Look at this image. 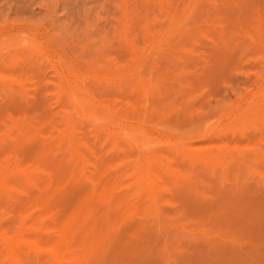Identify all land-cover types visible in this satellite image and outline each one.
<instances>
[{
  "label": "rangeland",
  "instance_id": "obj_1",
  "mask_svg": "<svg viewBox=\"0 0 264 264\" xmlns=\"http://www.w3.org/2000/svg\"><path fill=\"white\" fill-rule=\"evenodd\" d=\"M72 210L41 264H264V0H0V264Z\"/></svg>",
  "mask_w": 264,
  "mask_h": 264
},
{
  "label": "bare ground",
  "instance_id": "obj_2",
  "mask_svg": "<svg viewBox=\"0 0 264 264\" xmlns=\"http://www.w3.org/2000/svg\"><path fill=\"white\" fill-rule=\"evenodd\" d=\"M99 108H101L102 109V111H104L103 109H105V107H99ZM106 109H108V108H106ZM110 110H107V112H105L104 114H106V113H110L111 114V111L109 112ZM103 113V112H102ZM112 115V114H111ZM110 116V115H109ZM106 117V116H105ZM121 117V116H120ZM107 118V117H106ZM95 119V118H94ZM123 119H124V117H123ZM122 119V120H123ZM99 120V119H98ZM93 121V120H92ZM95 121H96V119H95ZM109 121V120H108ZM99 122V121H98ZM105 122V121H104ZM110 122V121H109ZM117 122V121H116ZM119 122V121H118ZM97 123V122H96ZM99 123H101V122H99ZM113 123V120L111 121V124ZM114 123H115V121H114ZM114 123L112 124V125H114ZM124 124V123H123ZM98 125V124H97ZM118 125V124H117ZM99 126V128H101L100 126H101V124L100 125H98ZM97 126V127H98ZM103 126V125H102ZM122 126V125H121ZM120 126V127H121ZM96 127V128H97ZM108 127V126H107ZM114 127V126H113ZM119 127V128H120ZM124 127V126H123ZM98 128V129H99ZM118 128V127H117ZM122 128V127H121ZM102 129V128H101ZM104 129V128H103ZM102 129V130H103ZM114 129H115V127H114ZM123 129V128H122ZM100 130V129H99ZM107 130H110L109 128H107ZM114 130H112L111 132H113ZM116 131V130H115ZM108 132V131H107ZM119 132H121L120 130H119ZM109 133H110V131H109ZM115 132H113L112 134H114ZM208 134H210V133H207L206 134V136L208 135ZM191 135V134H190ZM189 135V136H190ZM120 136V135H119ZM118 136V137H119ZM122 136V135H121ZM125 137V136H124ZM197 137L199 138V135H197ZM190 138H191V136H190ZM198 138H196V140H198ZM201 138V137H200ZM205 138V137H204ZM188 139V138H187ZM186 139V140H187ZM191 139H194V138H191ZM189 140V141H192V140ZM110 140H112V138L110 139ZM109 140V141H110ZM113 140H115V139H113ZM111 141V142H114V141ZM121 140V139H120ZM195 140V139H194ZM131 142H132V140H130ZM139 141H141V140H139ZM188 141V140H187ZM205 141V140H204ZM116 142V141H115ZM130 142V143H131ZM142 142V141H141ZM186 142V141H185ZM119 145V144H118ZM137 148H138V146H137ZM83 149V148H82ZM139 149V148H138ZM216 152V151H215ZM94 153V152H93ZM92 153V154H93ZM93 156V155H92ZM209 156V155H208ZM91 158H93V157H91ZM208 158V157H207ZM243 158V157H242ZM89 159H90V157H89ZM210 159V158H209ZM87 160V159H86ZM85 160V161H86ZM226 160V159H225ZM232 160V159H231ZM144 161H146V160H144ZM89 162H91L90 160H89ZM87 163H88V160H87ZM85 164V163H84ZM89 164V163H88ZM87 164V165H88ZM81 165H83V164H81ZM142 167V166H141ZM90 169V168H89ZM148 171H150V170H148ZM84 175H86V174H84ZM90 175V174H89ZM83 176V175H82ZM137 177V176H136ZM82 178V177H81ZM83 179V178H82ZM86 178L84 177V180H85ZM157 177L156 176H154L153 174H151V177H150V179L148 180V182L149 183H151V185H153V183L155 182V181H157ZM30 181V180H29ZM32 181V180H31ZM151 181V182H150ZM85 182V181H84ZM145 182V181H144ZM31 183V182H30ZM89 183V182H88ZM91 184V183H90ZM112 184H113V182H112ZM125 184V183H124ZM124 184H122L123 186H124ZM35 185V184H34ZM94 185V184H93ZM121 185V184H120ZM159 185V184H158ZM35 187H36V185H35ZM93 187V186H92ZM96 187V186H95ZM98 188H99V186H97ZM113 187H115L114 186V184H113ZM120 187H122V186H120ZM132 187H134V186H132ZM145 187L147 188L148 187V185H147V183L145 182ZM104 188H107V187H104ZM116 188V187H115ZM152 188V187H151ZM111 189H114V188H112L111 187ZM121 189H123V188H121ZM125 189H129V188H125ZM130 189H132V188H130ZM92 190V189H91ZM99 190V189H98ZM115 190V189H114ZM116 190H118L117 188H116ZM119 190H120V188H119ZM134 190V189H133ZM160 190V191H159ZM152 189V191H151V193H152V195H151V201H152V205H153V209L155 210V211H159L158 210V208H159V206H157V204H158V201H159V199H160V194H161V192L163 191V189ZM68 191V190H67ZM124 191H126V190H124ZM123 191V192H124ZM135 192H137L136 190H134ZM6 192V191H5ZM5 192H2L1 191V193H5ZM114 192V191H113ZM119 191H115V193H117V195L118 194H120V192H122L121 190H120V192L118 193ZM134 192V193H135ZM69 194H70V199L72 200V197H73V195L70 193V191L68 192ZM103 193V192H102ZM127 193H129V191L127 192ZM7 194V193H6ZM124 194H126L125 192H124ZM129 194H131V193H129ZM133 194V193H132ZM136 194V193H135ZM72 195V196H71ZM109 195V194H108ZM127 195V194H126ZM130 196V195H129ZM132 196V195H131ZM83 198V195L81 196V195H79V197H78V199H77V203H79V205L81 206V208H84V209H86L88 206H87V204L85 203V201L82 199ZM129 197H127V199H128ZM134 198V197H133ZM113 199V198H112ZM69 200V199H68ZM146 200V199H145ZM129 201V200H128ZM143 201V200H142ZM127 202V201H126ZM130 203H131V201H129ZM136 202V201H135ZM73 203H75V201L73 202ZM114 203H117L116 201L115 202H113V204ZM133 203H134V201H133ZM159 205V204H158ZM87 206V207H86ZM86 207V208H85ZM115 207V206H114ZM117 207H118V205L116 206V209H117ZM73 208V207H72ZM75 208H77V210H79V208L78 207H75ZM71 209V208H70ZM88 209V208H87ZM122 210V209H121ZM39 211V210H38ZM115 211H117V210H115ZM75 212V211H74ZM83 212V211H82ZM71 213H73V210H72V212H70V213H68L67 215L65 214V216L59 221V227L60 228H58L57 229V231H58V233H46L45 235H47L46 237H38L39 236V234L37 233V238H31V241L29 240L28 241V244L27 245H29V248L30 249H32V251H34L36 254H37V256H36V259L38 260V262L41 264V263H43V261H44V259H47V258H45L46 257V255H49L53 260H55L56 259V252H55V250H53V249H51L50 248V246H55L56 248H58V247H60L64 242H66L67 241V234L68 233H70L71 231H72V228L70 227V224H69V221H71L70 219H71ZM71 214V215H70ZM79 214V213H78ZM122 214V213H121ZM70 215V216H69ZM74 216V214L72 215V217ZM33 216L30 218L31 219V221H29L28 220V223H32L33 224ZM75 218V217H74ZM111 219H113V218H111ZM52 220H54V219H52ZM76 220V219H75ZM47 221V220H46ZM41 222V221H40ZM45 222V221H44ZM76 223V222H75ZM7 224V223H6ZM27 224V223H26ZM25 224V225H26ZM77 224H79V223H77ZM76 224V226H79V225H77ZM20 225H21V223H20ZM23 225V224H22ZM25 225L24 226H21V227H25ZM34 225V224H33ZM27 227H28V225H26ZM44 226V225H43ZM6 227V226H5ZM74 227V226H73ZM29 228H30V226H29ZM36 228V227H35ZM54 228V227H53ZM27 229V228H26ZM6 230V229H5ZM23 230V229H22ZM24 230H25V228H24ZM52 230H54V229H52ZM56 230V229H55ZM1 231V230H0ZM3 231H4V229H3ZM6 231H8V230H6ZM29 231H30V229H29ZM32 231V230H31ZM102 231H103V229H102ZM106 231V230H105ZM24 232H26V231H24ZM37 232V231H36ZM27 233V232H26ZM72 233V232H71ZM36 234V233H35ZM41 234V233H40ZM1 236L3 237V241H4V243L2 242V244H4V249H5V251L6 250H8L11 254L14 252L15 253V251H17V249L22 245V243H19L17 240H16V242H15V239H14V241H13V238H11V237H9V236H7V234L6 233H2L1 234ZM26 236V235H25ZM26 238V237H25ZM21 239H23V238H21ZM105 239V238H104ZM26 240H27V238H26ZM23 241L25 242V239H23ZM22 242V241H21ZM105 242V241H104ZM3 245H1V247H2ZM107 246V245H106ZM85 247H86V244H85ZM103 247V246H102ZM3 248V247H2ZM23 248V247H22ZM55 248V249H56ZM3 249V250H4ZM101 249V248H100ZM2 250V251H3ZM18 251H19V249H18ZM17 251V252H18ZM87 251H90V252H92L91 251V249L90 250H87ZM58 252H59V250H58ZM19 253V252H18ZM63 253V252H62ZM87 253V252H86ZM29 254V253H28ZM73 254H75V253H73ZM14 255L15 254H13V259H14ZM30 255V254H29ZM85 255V254H84ZM16 256V255H15ZM62 256V255H61ZM28 258V257H27ZM19 258L17 257V260H18ZM26 259V258H25ZM16 260V261H17ZM19 261H21V260H19ZM18 262V261H17ZM21 263V262H20ZM22 263H23V261H22ZM37 263V262H36ZM25 264V263H24Z\"/></svg>",
  "mask_w": 264,
  "mask_h": 264
}]
</instances>
